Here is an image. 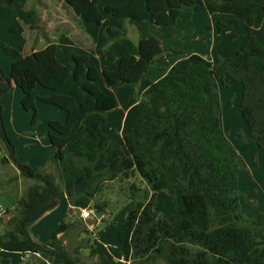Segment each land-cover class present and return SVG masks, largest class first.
Returning a JSON list of instances; mask_svg holds the SVG:
<instances>
[{
  "label": "trees",
  "instance_id": "trees-1",
  "mask_svg": "<svg viewBox=\"0 0 264 264\" xmlns=\"http://www.w3.org/2000/svg\"><path fill=\"white\" fill-rule=\"evenodd\" d=\"M63 1L72 14L87 22L107 26L105 12L129 19L141 31L149 23L174 25L185 10L206 9L214 15L220 33L225 31L231 40L241 38L233 55L209 58L193 53L181 57L157 81L147 77L148 71L180 52L163 48L155 36L140 39L135 55L122 56L115 70H100L90 63L88 54L73 51L69 52L71 61L62 63L58 58L61 47L51 40L45 48L26 55L0 40V47L14 59L9 75L0 64V100L8 91L7 82L13 81L24 93L23 108L34 112V126L39 118V100L66 112L65 121H49L46 137L53 160L63 163V171L82 185L86 197L94 198L106 182L131 175H138L147 184L143 200L129 212L118 232L126 263L160 258L165 264H264V240L254 233V229L264 228V215L251 220L240 212L239 153L221 121L219 89V78L242 84L240 107L248 141L264 151V0H127L104 6V12L99 7L101 0ZM16 2L0 0V9H8L16 17ZM222 14L235 17L224 22ZM241 22L244 30L237 34L233 26ZM71 76L76 81L86 78L82 102L69 94L40 95L37 91L38 86L58 91ZM102 78L109 85H130L133 97L141 102L140 114L124 134L128 154L102 130L108 112L118 103L98 84ZM3 111L0 137L11 156L2 160L15 161L25 176L37 182L28 186L4 223L0 249L49 258L50 264H87L32 237L30 224L65 195L54 174L19 161L12 140L3 130ZM140 190L133 184L131 196ZM178 191L183 206L170 218L163 217L156 209L157 193L165 192L175 199ZM71 195L68 198L72 202ZM96 209L102 211L104 205L96 204ZM9 212L0 207V223L1 215ZM68 227L62 222L51 234L65 233ZM98 264L115 263L104 257Z\"/></svg>",
  "mask_w": 264,
  "mask_h": 264
},
{
  "label": "rangeland",
  "instance_id": "rangeland-1",
  "mask_svg": "<svg viewBox=\"0 0 264 264\" xmlns=\"http://www.w3.org/2000/svg\"><path fill=\"white\" fill-rule=\"evenodd\" d=\"M123 1L102 0L99 6L104 12V6L119 5ZM50 5L59 8L62 5L67 12L72 13L63 0H17L15 4L16 17L8 9H0V40L25 54L28 51V45H30L28 44L30 36H41L40 38L43 40H45L44 36H48L49 26L45 23L44 17L48 16L45 11H50ZM104 14L108 13L104 12ZM73 16L77 15L74 14ZM106 17L109 19L107 26L90 23L93 27L88 31H85L82 26L79 28L90 36H96V39L99 38L101 42L105 39L106 44L103 48L104 50L107 49L105 54H109L110 60L113 59V48L120 44L122 39L126 40L127 38L130 41H136L146 29L147 34L161 37L162 43L166 46L165 49L172 47L180 52L177 57L171 59L193 53L209 58H214L217 55L226 57L233 55L241 44L240 37L231 40L225 31L220 33L216 27L214 15H211L206 9L198 12L185 10L176 24L157 26L149 23L143 31L139 30L137 25L129 19L116 18L110 14ZM234 17V15H220V19L224 22ZM108 27L111 28V31H107ZM233 30L237 34H241L244 30V24L242 22L238 25L234 24ZM61 58L63 60V57ZM13 60V57L6 54L0 47V64L6 75L10 73L9 63ZM158 68L160 69V67ZM161 71L163 70L161 69ZM70 78L71 83L67 85L66 91L70 93L74 91V95L80 98L83 96L80 94L81 83L86 79L82 78L75 81L73 76ZM103 86L105 85L103 84ZM219 86L222 103L221 121L227 136L239 153L240 212L245 219L254 220L259 214L264 215V151L256 144L248 141L249 131L240 107L242 84L227 77L224 80L219 78ZM104 88L109 91L108 93L115 94L119 106L110 114L103 131L113 129L114 138L118 140V143H121L123 150L128 154L124 136H119L116 129L119 128V117L124 115L128 103L132 98L139 100V97H133L132 87L125 83L106 85ZM22 94L23 91L17 85L11 86L0 100L2 108L4 106L5 130L13 142L14 152L20 162L29 164L34 170L54 174L57 183L62 187V191L67 190L68 195L72 194L70 197L72 202L67 196L66 199L64 197L58 202V207L55 205L30 224L29 231L33 238L41 244L49 245L50 248L64 249L87 264H98L99 259L104 257L115 264H165L164 260L160 258L144 263L140 261L126 263L121 254L118 232L129 212L137 206L139 201L143 200L147 193V184L138 175H131L130 178H121L113 183H104L102 190L92 199L83 195L82 186L74 183L75 178L73 176L62 171V162L53 160L52 146L49 145L46 137V132L49 130V119L58 118L60 114H65V111L39 100L37 102L39 118L38 123L34 126L32 122L34 112L26 111L23 108ZM5 156L10 157L11 153L0 137V188H2L0 190L20 199L28 186L36 183L37 180L25 176L15 161L9 160L5 163L2 160ZM11 176L14 180L9 186L7 179ZM133 184H137L141 188L134 198L130 193ZM78 190L82 191L79 192ZM96 204H103L104 209L102 211L97 210ZM73 206L77 207L74 208ZM182 206L181 192L175 193V199L170 198L165 192L157 193L156 209L163 217L170 218ZM83 208H91L93 211L91 218L82 219L80 212ZM96 212H103V214L98 217ZM62 222L69 224L68 230L53 236L51 233ZM4 230L5 226L0 223V233ZM254 233L256 237L264 240V228L254 229ZM42 259V257L31 255L24 264H48L51 261L49 258Z\"/></svg>",
  "mask_w": 264,
  "mask_h": 264
},
{
  "label": "crops",
  "instance_id": "crops-1",
  "mask_svg": "<svg viewBox=\"0 0 264 264\" xmlns=\"http://www.w3.org/2000/svg\"><path fill=\"white\" fill-rule=\"evenodd\" d=\"M126 1L127 0H124L123 2L119 3V5L122 3H125ZM49 7H50V11H45V13L48 14V16L44 17L45 23L49 26L48 31H47L48 36H44L45 40H43V38H40L41 36H30V42L28 43L30 45H28L29 46L28 51L23 55H26V54H29L33 51L41 50V49L45 48L51 40L53 42H56L61 47V51L58 54V58L62 63L66 64V63H69L71 61V55L69 54V52L73 51L75 53L88 54L90 56V63L96 65L100 70H105V69L115 70L118 67L119 59L122 56H133V55H135L136 45L138 44L140 39L149 38L151 36H154V35L147 34L146 33L147 29H146L142 35L138 36V39L136 41H132V40L130 41L127 38H126V40L122 39L120 41L121 43L117 44L113 48V59L110 60V58L108 56L109 54H105V51L107 49L104 50V48H103V47H105V44H106L105 39H103L101 42V40L99 38L96 39V36H90L89 34H87L86 32H83L79 28L80 26H82V28L85 31H88V29L93 27L90 24L91 22L85 21L80 16H73L72 13L67 12V10L64 9L62 7V5H61V8H59L55 5H53V6L50 5ZM106 15H109V14H106ZM106 15H105V17H106ZM227 15H230V14H227ZM70 17H72L73 19ZM52 27H54V28H52ZM79 32H81V33H79ZM75 35H79V36H75ZM155 37H157L159 39L162 47L166 48V46L162 43L161 37H159V36H155ZM112 45H111V47H112ZM170 48H172V47H170ZM110 50H109V52H110ZM185 56H188V55H181L180 57H178L176 59H169V60H165L166 62L164 61L162 63H159L157 66L162 68L163 71H161V69H159L158 67H152L148 71L147 77L149 79H151L152 81L159 80L166 73V71H168V69L175 63L176 60H178L181 57H185ZM61 57H63L64 61L62 60ZM12 62L13 61H11L9 63V68L11 67ZM83 78H85V77H83ZM70 79L71 78H69L67 80L66 84L64 85V87L58 91L44 89L40 86L37 87V91L40 95H51V94H55V93L69 94V95L76 97V99L79 102H82L85 99V97L81 96L79 98L76 95H74V91H73V93L66 91L67 85L69 83H71ZM85 82H86V80L83 83H81V86H83ZM98 84L100 85V87L102 88L103 91H105L106 93L109 92L108 90H106L104 88L106 85L109 86V84L105 81V79H103V78L100 79ZM103 84L105 86H103ZM119 84H121V83H119ZM11 86H15V83L13 81H12ZM76 89H78V87H76ZM107 89H108V87H107ZM80 94H81V92H80ZM108 94H110V93H108ZM114 96H115V94H114ZM22 97H24V93L22 94ZM117 102H118L117 107L108 112L107 120L105 123L102 124V130H104L105 125L109 120L110 114L118 108L119 101L117 100ZM3 109H4V106H3ZM141 109H142L141 102L139 100H134L132 98V100L128 103V106L125 109L124 115L119 117V120H120L119 123L120 124H119V128L116 129L119 136L120 135L124 136L128 127L136 120V118L140 114ZM52 119H57V120H60L63 122L66 119V112H65V114H60L58 118H54V117L50 118L49 121ZM77 127L78 126H76L75 129H77ZM104 133H106L107 135L112 137L114 140H116L114 138L115 133H114L113 129H109V131H106ZM116 141H118V140H116ZM119 144L121 145L120 142H119ZM49 145H51L50 142H49ZM5 163H7V162H5ZM62 165H63V163H62ZM62 171H63V167H62ZM12 177L13 176H11L7 179L9 186L12 185L11 183L14 180V178H12ZM74 183H75V181H74ZM79 185H81V184H79ZM81 186H80V188H81ZM0 189H2V188H0ZM66 191L67 190H63V194L65 195L64 199H66V196L68 197L69 192L66 193ZM78 191L81 192L82 190H78ZM78 191H76V192L78 193ZM18 199H19V197L15 198L13 195H10L8 192H4V191L0 190V207L3 210V212H4V210H10V212L8 214L3 213V215H1V217L3 218L2 225H4L6 220H8L10 218L11 214L14 213V211L16 209L15 207L17 206ZM58 206L59 205H57V207ZM70 206H72L71 203H70ZM73 207L75 208L77 206H73ZM80 216H81V214H80ZM82 219L84 220V218H82ZM44 246L47 248H50V246L47 244H45ZM28 259H29V257H28ZM42 260H46V259L43 258ZM26 261H27V258H25L24 255L22 256L18 252H9V251H5V250L0 249V263L24 264ZM48 264H50V263H48Z\"/></svg>",
  "mask_w": 264,
  "mask_h": 264
},
{
  "label": "water",
  "instance_id": "water-1",
  "mask_svg": "<svg viewBox=\"0 0 264 264\" xmlns=\"http://www.w3.org/2000/svg\"><path fill=\"white\" fill-rule=\"evenodd\" d=\"M11 84H12V81H8L7 82V85H8V89L11 87ZM2 113V106L0 105V114ZM3 130H5L4 128H3ZM57 204V200H54L47 208H45V209H43L42 211H41V213H43L46 209H50V208H52V207H54L55 205ZM72 211V210H71ZM103 214V212H96V216H98V217H100L101 215ZM37 217L35 216V217H33L32 219H31V221H33V220H35Z\"/></svg>",
  "mask_w": 264,
  "mask_h": 264
},
{
  "label": "built area",
  "instance_id": "built-area-1",
  "mask_svg": "<svg viewBox=\"0 0 264 264\" xmlns=\"http://www.w3.org/2000/svg\"><path fill=\"white\" fill-rule=\"evenodd\" d=\"M81 217L84 218V219H88V218H91L92 215H93V211L91 210V208H83L81 209ZM25 258H28L31 256L30 253H26L25 255Z\"/></svg>",
  "mask_w": 264,
  "mask_h": 264
}]
</instances>
